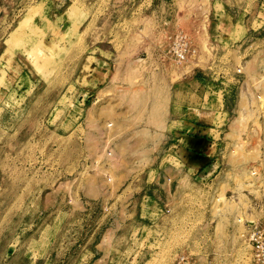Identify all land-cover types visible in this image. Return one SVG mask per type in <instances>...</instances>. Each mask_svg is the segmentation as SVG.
Masks as SVG:
<instances>
[{
	"label": "rangeland",
	"instance_id": "374dc122",
	"mask_svg": "<svg viewBox=\"0 0 264 264\" xmlns=\"http://www.w3.org/2000/svg\"><path fill=\"white\" fill-rule=\"evenodd\" d=\"M252 222L264 0H0V264H260Z\"/></svg>",
	"mask_w": 264,
	"mask_h": 264
},
{
	"label": "built area",
	"instance_id": "2783aa9c",
	"mask_svg": "<svg viewBox=\"0 0 264 264\" xmlns=\"http://www.w3.org/2000/svg\"><path fill=\"white\" fill-rule=\"evenodd\" d=\"M195 52L188 36L182 31H177L168 39L167 53L174 61H186ZM248 227L246 241L252 249V257L256 263L264 264V223L252 222ZM180 261H185V257H181Z\"/></svg>",
	"mask_w": 264,
	"mask_h": 264
},
{
	"label": "crops",
	"instance_id": "0c3cea01",
	"mask_svg": "<svg viewBox=\"0 0 264 264\" xmlns=\"http://www.w3.org/2000/svg\"><path fill=\"white\" fill-rule=\"evenodd\" d=\"M218 10H219V8H218V4L216 3V1L215 2L211 1L208 5V8H207V14H208V16L213 17L216 14H219Z\"/></svg>",
	"mask_w": 264,
	"mask_h": 264
}]
</instances>
